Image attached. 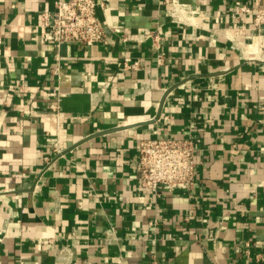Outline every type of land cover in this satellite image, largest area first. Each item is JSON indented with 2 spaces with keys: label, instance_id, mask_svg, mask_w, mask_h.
<instances>
[{
  "label": "crops",
  "instance_id": "obj_1",
  "mask_svg": "<svg viewBox=\"0 0 264 264\" xmlns=\"http://www.w3.org/2000/svg\"><path fill=\"white\" fill-rule=\"evenodd\" d=\"M56 1L0 0V264H264L256 0H103L59 50ZM191 136L194 188L143 190L140 142Z\"/></svg>",
  "mask_w": 264,
  "mask_h": 264
},
{
  "label": "built area",
  "instance_id": "obj_2",
  "mask_svg": "<svg viewBox=\"0 0 264 264\" xmlns=\"http://www.w3.org/2000/svg\"><path fill=\"white\" fill-rule=\"evenodd\" d=\"M254 26H264V9L256 0ZM106 9L103 0H57L53 11H45L39 17V33L42 42L52 44L59 50L65 44L91 47L105 43L106 27L97 15V9ZM241 12L249 13L247 6ZM162 58V57H161ZM160 58V61L162 59ZM139 63H125V69H135ZM62 94L50 108L59 112ZM32 104V102H31ZM200 139L156 138L143 139L139 144L137 175L143 190L161 194L162 190L191 191L196 183L197 144ZM24 264V263H21Z\"/></svg>",
  "mask_w": 264,
  "mask_h": 264
}]
</instances>
